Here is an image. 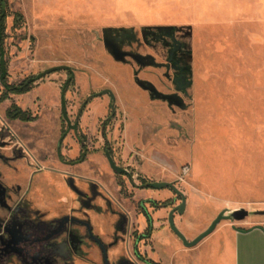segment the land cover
<instances>
[{"label": "rangeland", "instance_id": "obj_1", "mask_svg": "<svg viewBox=\"0 0 264 264\" xmlns=\"http://www.w3.org/2000/svg\"><path fill=\"white\" fill-rule=\"evenodd\" d=\"M5 9L9 83L72 70L0 101V234L20 218L80 236L64 253L39 248L47 259L35 264L88 263L85 246L108 218L97 264L189 261L207 236L186 246L169 223L182 197L151 181L185 193L175 219L189 240L222 210H264V0H5ZM13 104L35 119H10ZM68 121L77 128L61 141ZM81 136L86 158L75 163ZM18 247L0 249V264H27Z\"/></svg>", "mask_w": 264, "mask_h": 264}, {"label": "crops", "instance_id": "obj_2", "mask_svg": "<svg viewBox=\"0 0 264 264\" xmlns=\"http://www.w3.org/2000/svg\"><path fill=\"white\" fill-rule=\"evenodd\" d=\"M144 209L146 215L147 209ZM96 218L99 222L102 219L101 216ZM103 222L104 231L101 232L98 228L97 234L93 236V242L85 246V251L88 252L90 258L86 260L88 263L84 262V264H97L101 260V248L98 245L99 242L96 243L97 238L102 237L107 242L112 239L113 230L109 226L110 219L108 218V223ZM258 226H262V228ZM111 251L114 252L115 249ZM139 257L142 259L140 255ZM158 257L163 259V255L160 253H158ZM164 263L166 260H163L161 264ZM168 264H264V213L254 212L242 220L235 219L233 223L220 224L197 246L189 261H170Z\"/></svg>", "mask_w": 264, "mask_h": 264}, {"label": "flooded vegetation", "instance_id": "obj_3", "mask_svg": "<svg viewBox=\"0 0 264 264\" xmlns=\"http://www.w3.org/2000/svg\"><path fill=\"white\" fill-rule=\"evenodd\" d=\"M0 227H4V225L0 223ZM12 227H14L12 230L13 232L11 231L13 235L11 234L8 238H5L3 233L0 234V242L4 244V246H0V249L4 248L5 251H9L11 244H18V249L22 251L21 253L27 264H35L36 262L45 263L43 262L45 261L43 260L45 255L42 256L37 251L39 248H43L46 254L51 253V251L52 253L60 254L67 251L69 244H80V236L77 232L68 228L62 230V223H50L47 224V226L40 224V228L37 229L31 222L19 218L18 220H14L12 225L7 224L5 230L9 231ZM88 235L89 231L86 238H88ZM44 243H50L52 247H45ZM25 245H28L29 249H26V247H24Z\"/></svg>", "mask_w": 264, "mask_h": 264}, {"label": "trees", "instance_id": "obj_4", "mask_svg": "<svg viewBox=\"0 0 264 264\" xmlns=\"http://www.w3.org/2000/svg\"><path fill=\"white\" fill-rule=\"evenodd\" d=\"M1 4H2V9L0 11V80L2 85L5 87V91L3 92V94L0 96V101H3L5 99H7L9 97L10 93H26L28 91H30L34 86L35 83L38 79L44 77L46 74L54 72V71H58L61 69H68L71 72L72 75V70L69 67L66 66H56V67H52L49 68L37 75H31L30 77L24 79L22 82L20 83H9L7 80V75H8V66H7V60L5 59V47H4V35H5V30H6V24H5V20L7 17V12L5 9V0H0ZM70 81V78L68 79ZM67 80V81H68ZM66 91V87L63 88L62 92L63 94ZM63 108L66 107V100L65 97L63 95ZM7 116L10 119H20L23 121H31L34 120L35 117L32 116V114L29 111H26L24 109H22L20 106H18L17 104H13L11 106V108L8 109L7 111ZM110 119V116L106 119V121H108ZM77 124L78 122H75L72 126L70 125V122L68 121V126L65 127L62 130V134H61V141L65 138V136L67 135L68 131L70 128H77ZM106 124V122H105ZM104 124V125H105ZM81 141L83 143V150L81 155L76 158L75 160H73L72 162H81L86 158V153L84 150H86V146L83 140V136H81ZM147 184V182H145ZM153 205H158V202L153 201ZM146 215L148 217V221H149V227H148V232L147 234L151 233L152 230V217L151 215L146 211ZM143 259V258H142ZM150 264H161L159 262H156L154 260H147Z\"/></svg>", "mask_w": 264, "mask_h": 264}, {"label": "water", "instance_id": "obj_5", "mask_svg": "<svg viewBox=\"0 0 264 264\" xmlns=\"http://www.w3.org/2000/svg\"><path fill=\"white\" fill-rule=\"evenodd\" d=\"M102 93H108L111 95V98L114 99L115 98V93L113 92L112 89L110 88H106L102 91ZM106 155L109 159L110 165L111 167L119 172V173H127L128 170L122 166H120L119 164L116 163L112 153L110 150L106 151ZM150 186L156 189H163V188H172L177 195L182 197V202L180 204H178L177 206H175L170 214H169V223L171 228L174 230V232H176V234L183 240L184 244L186 246L192 247L195 246L197 243H199L203 238H205L206 236H208L209 234H211L216 227L218 226V224L223 220V219H236V220H242L244 218H246L249 214L250 211L246 208H240V209H236L234 211H232L230 214H227V210H222L217 217L212 221V223L209 225V227L204 230L202 233H200L196 238H194L193 240H189L188 237L185 235V233L178 227V225L176 224V220H175V213L178 211L179 213H184L187 207V197L185 195V193L176 185L175 182L173 181H151L149 182ZM259 213H264V210L262 211H258ZM260 228H262V226H258ZM241 231H246L245 229H239Z\"/></svg>", "mask_w": 264, "mask_h": 264}, {"label": "built area", "instance_id": "obj_6", "mask_svg": "<svg viewBox=\"0 0 264 264\" xmlns=\"http://www.w3.org/2000/svg\"><path fill=\"white\" fill-rule=\"evenodd\" d=\"M190 171V166L188 164L183 165L182 172L184 174L188 173Z\"/></svg>", "mask_w": 264, "mask_h": 264}]
</instances>
